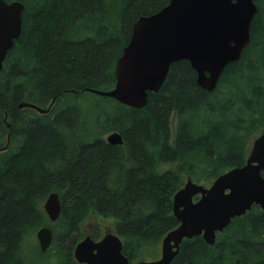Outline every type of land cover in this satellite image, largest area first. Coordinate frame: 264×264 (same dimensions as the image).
<instances>
[{
    "label": "trees",
    "instance_id": "trees-1",
    "mask_svg": "<svg viewBox=\"0 0 264 264\" xmlns=\"http://www.w3.org/2000/svg\"><path fill=\"white\" fill-rule=\"evenodd\" d=\"M20 1L22 33L0 70V148L7 146L0 152V264H38L28 242L46 224L53 242L47 253L37 251L54 261L45 264H86L74 250L92 212L113 218L131 261L149 259L179 224L173 196L186 179L210 184L243 165L264 130V0H256L242 58L226 66L215 90L200 87L181 59L144 107L96 94L110 103L93 116L79 99L92 93L87 88L114 87L133 24L169 0ZM54 98L45 113L19 107L46 108ZM112 131L123 144L107 141ZM53 190L62 211L51 222L44 202ZM171 264H264V210L254 205L234 218L214 245L202 235L185 239Z\"/></svg>",
    "mask_w": 264,
    "mask_h": 264
},
{
    "label": "water",
    "instance_id": "water-1",
    "mask_svg": "<svg viewBox=\"0 0 264 264\" xmlns=\"http://www.w3.org/2000/svg\"><path fill=\"white\" fill-rule=\"evenodd\" d=\"M25 4L20 0H0V70L8 52L22 33ZM256 0H169L158 11L141 15L115 64L116 82L112 89L87 88L96 94L116 99L134 108L144 107L150 92H157L167 78L170 66L187 59L197 73V84L204 90L217 87L226 66L240 60L251 41ZM48 108L23 101L19 107H31L40 113ZM110 144L124 143L123 135L113 131ZM7 146L0 148V152ZM264 130L250 144L243 165L232 167L210 185L188 177L173 196V212L179 224L162 239L161 255L152 260L132 262L123 252L124 243L114 229L100 239L89 232L77 243L74 255L86 264H171L185 239L202 235L209 245L218 232L234 218L254 205L264 210ZM50 221L62 211L60 194L50 191L44 202ZM54 231L46 224L37 230L40 249L52 245Z\"/></svg>",
    "mask_w": 264,
    "mask_h": 264
},
{
    "label": "rangeland",
    "instance_id": "rangeland-1",
    "mask_svg": "<svg viewBox=\"0 0 264 264\" xmlns=\"http://www.w3.org/2000/svg\"><path fill=\"white\" fill-rule=\"evenodd\" d=\"M86 95L87 96H85L84 98L79 99L78 103L82 104V106H84V108L87 110V112L90 113L91 116H93L94 114L96 115L98 112L101 111V108H99L98 106L100 103H110V101L108 100L99 98L96 94H93V92L92 93L88 92ZM89 124L91 126H94L95 122H89ZM172 126L173 128L175 127V120H173ZM110 133L111 132L104 134L105 138H107V136ZM84 229H85L86 234L88 232H94L98 230L97 234L94 235L98 238L104 235V233L109 231L110 229H114V220L112 217H100L99 215H96L94 212H92L90 213V215L86 218L84 222ZM28 244L30 246L28 247L27 254L31 261H37L38 264H45L48 261H51V262L54 261L53 259H50L47 256L45 257L41 255V253L37 251V247H39L40 249V245L37 239V232H35L33 236H31V239L29 240ZM34 246H36L35 249H34ZM160 254H161V248L159 252H153V253L150 252L146 256V258H149V260L155 259L159 257Z\"/></svg>",
    "mask_w": 264,
    "mask_h": 264
},
{
    "label": "bare ground",
    "instance_id": "bare-ground-1",
    "mask_svg": "<svg viewBox=\"0 0 264 264\" xmlns=\"http://www.w3.org/2000/svg\"><path fill=\"white\" fill-rule=\"evenodd\" d=\"M86 235V234H85ZM96 237V236H95Z\"/></svg>",
    "mask_w": 264,
    "mask_h": 264
},
{
    "label": "flooded vegetation",
    "instance_id": "flooded-vegetation-1",
    "mask_svg": "<svg viewBox=\"0 0 264 264\" xmlns=\"http://www.w3.org/2000/svg\"><path fill=\"white\" fill-rule=\"evenodd\" d=\"M25 9V8H24Z\"/></svg>",
    "mask_w": 264,
    "mask_h": 264
}]
</instances>
